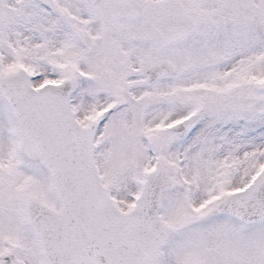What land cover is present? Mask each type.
<instances>
[{
	"label": "snow or ice",
	"instance_id": "6c2138e0",
	"mask_svg": "<svg viewBox=\"0 0 264 264\" xmlns=\"http://www.w3.org/2000/svg\"><path fill=\"white\" fill-rule=\"evenodd\" d=\"M0 264H264V0H0Z\"/></svg>",
	"mask_w": 264,
	"mask_h": 264
}]
</instances>
